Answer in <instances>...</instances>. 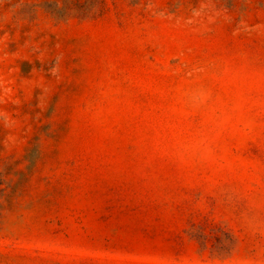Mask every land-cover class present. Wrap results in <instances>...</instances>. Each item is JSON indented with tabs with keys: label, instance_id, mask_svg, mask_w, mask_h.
I'll use <instances>...</instances> for the list:
<instances>
[{
	"label": "rangeland",
	"instance_id": "374dc122",
	"mask_svg": "<svg viewBox=\"0 0 264 264\" xmlns=\"http://www.w3.org/2000/svg\"><path fill=\"white\" fill-rule=\"evenodd\" d=\"M0 264H264V0H0Z\"/></svg>",
	"mask_w": 264,
	"mask_h": 264
}]
</instances>
